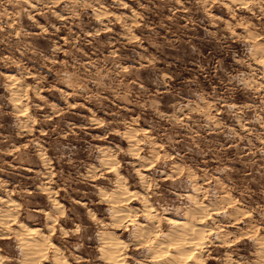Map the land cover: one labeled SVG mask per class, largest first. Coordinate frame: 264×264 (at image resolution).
Listing matches in <instances>:
<instances>
[{
    "label": "rangeland",
    "instance_id": "obj_1",
    "mask_svg": "<svg viewBox=\"0 0 264 264\" xmlns=\"http://www.w3.org/2000/svg\"><path fill=\"white\" fill-rule=\"evenodd\" d=\"M0 196L4 264H158L166 217L264 264V0H0Z\"/></svg>",
    "mask_w": 264,
    "mask_h": 264
},
{
    "label": "bare ground",
    "instance_id": "obj_2",
    "mask_svg": "<svg viewBox=\"0 0 264 264\" xmlns=\"http://www.w3.org/2000/svg\"><path fill=\"white\" fill-rule=\"evenodd\" d=\"M240 3H241V1H240ZM126 188H128V187H126ZM121 192H122V189H121ZM126 192L127 193L130 192V190L125 189L122 192V194L126 193ZM128 194H130L131 196L134 195L131 192ZM123 196H125V194ZM110 197H112V196H110ZM115 197H116V199H118V198L123 199V197L122 196L120 197L119 194ZM110 200H112V198ZM4 201L6 202V199L3 198L2 196H0V204L3 203ZM112 201H115V199ZM117 201H119V200H117ZM9 204L14 205L15 204L14 200H10ZM201 206L202 205H199L197 203L195 205L196 209H195L194 213L200 211V209L202 208ZM114 208H116V209H114V221H120V220H123L125 218H128V216H130L129 214L131 211H129V210H131V209H127V208H119L118 209L116 206ZM1 212L4 213L2 215H3L4 221H5L6 217L9 216V214L5 210H0V213ZM195 218H197V217H195ZM198 218L201 219L202 217H198ZM166 219H168L169 222L173 225V227H172L173 229L171 231H167L165 233L164 239L159 241L158 244L152 248V250L150 252V257H152V259H154V262H156L158 264H175L177 262H179L178 264H206L202 260V258L199 256V249H200V247H202L201 244H203V242H201V240H202V237L204 236L203 233L205 231L203 222H198L195 220L197 223L196 222L193 223V221L191 222V221H188L187 219L181 220V219L172 218V217H166ZM20 226L22 227V229L24 231H28L29 234L30 233L41 234L40 231H42L41 227H31V226H28L24 223H21ZM144 226H146V224H142V227L140 229L141 230L140 235L141 236L143 235L142 237H144V239H145L151 233V229H149V228L144 229L145 228ZM152 229H155V228H152ZM22 234L23 233H21V235ZM45 237H43V238L42 237L35 238L34 236L33 237H30V236L29 237H25V236L20 237L22 244L25 246V250H27V252L25 254L26 255L25 260L27 261L26 264H36V260L38 258L44 257L45 253H46L45 252V245L46 246L47 245L55 246L54 243H52L48 239L46 240ZM102 243H103V245L101 247V250H102L101 254L103 257H105L104 258L105 260L107 258V259H110L114 262L116 261L115 264H129V263H127L126 259L123 256H121V254H119V248L121 247V245L123 243H125V241L122 240L119 236L118 237L117 236L111 237V235H110V237H104ZM125 246H126V244H125ZM23 249H24V247H23ZM55 252H56V250H55ZM53 255H54V257H53V259L51 258L52 260L50 259V260H45V261L46 262L48 261L50 264H70V262L67 260H64L58 252L53 253ZM163 260L164 261L166 260L167 262H163ZM0 264H4V263H2L0 261Z\"/></svg>",
    "mask_w": 264,
    "mask_h": 264
}]
</instances>
